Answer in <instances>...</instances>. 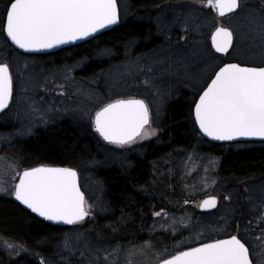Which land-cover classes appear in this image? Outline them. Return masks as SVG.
I'll return each instance as SVG.
<instances>
[{
	"label": "rangeland",
	"instance_id": "obj_1",
	"mask_svg": "<svg viewBox=\"0 0 264 264\" xmlns=\"http://www.w3.org/2000/svg\"><path fill=\"white\" fill-rule=\"evenodd\" d=\"M118 2L123 25L135 16L132 7L136 1ZM206 2L166 0L156 6L154 16L148 18V23L155 26V37L160 38L151 46L154 48L143 46L139 50L136 42L125 44L116 59L99 69L98 76L84 77L93 68L84 55L75 58L73 52H66L50 58L9 57L0 48V63L9 65L15 85L12 105L0 116V183L5 188L0 195L14 198L18 174L26 168L22 165L23 143L37 135L60 131L68 122L88 125L96 132L95 113L108 103L133 98L134 94L144 97L151 113L146 129L154 130V134L131 144L106 143L97 134L104 146L101 157L82 165L81 184L92 205L91 214L69 226L58 249V262L49 264L74 258L87 260V264H157L184 249L232 235L250 246L254 263L264 264V174L228 185L217 174L219 157L201 153L200 141L190 149H177L169 161L161 162V169L170 165L168 171L158 169L165 189L160 197L162 206L154 209L149 219L143 217L134 233L126 231L130 226L127 223L104 238L92 228L97 216L107 214L104 188L92 169L112 165L129 169L128 156L141 157L142 147L160 137L167 104L182 88L201 92L227 62L264 64V0H240L238 12L223 18L214 11L206 18ZM220 25L232 29L235 37L227 56L217 54L210 43L212 32ZM89 51L94 60L114 58L110 50ZM213 196L219 199L218 207L202 210L200 202ZM138 234L143 235L142 241L133 242ZM16 248L0 239V258L19 253Z\"/></svg>",
	"mask_w": 264,
	"mask_h": 264
},
{
	"label": "snow or ice",
	"instance_id": "obj_2",
	"mask_svg": "<svg viewBox=\"0 0 264 264\" xmlns=\"http://www.w3.org/2000/svg\"><path fill=\"white\" fill-rule=\"evenodd\" d=\"M220 16L235 11L239 0H207ZM119 20L117 0H10L3 31L18 48L39 51L83 39ZM216 52L226 53L232 33L217 28L212 37ZM13 81L8 64H0V110L12 99ZM195 124L205 136L219 141L237 137L264 139V67L227 63L199 97ZM148 105L140 99H118L95 113V131L119 146L154 134ZM14 185L15 199L48 221L74 225L91 214L92 205L70 167L37 166L26 169ZM0 191H5L0 183ZM216 198L202 208L215 207ZM160 215V213H156ZM161 264H251L249 248L236 235L179 251Z\"/></svg>",
	"mask_w": 264,
	"mask_h": 264
},
{
	"label": "trees",
	"instance_id": "obj_3",
	"mask_svg": "<svg viewBox=\"0 0 264 264\" xmlns=\"http://www.w3.org/2000/svg\"><path fill=\"white\" fill-rule=\"evenodd\" d=\"M135 1L132 7L135 16L132 19L84 45L68 48L54 55L66 52H73L75 58L84 55L93 66V71L82 76L91 77L98 76L99 69H105L112 60L116 59V55L125 44L136 42L139 44L136 46L139 50L143 46L146 49L154 48L151 46L160 38L155 37V26L148 23V18L153 17L155 7L166 0ZM9 2L10 0H0V43L2 44L0 48L9 57L22 56L24 54L18 52L7 41L3 31ZM204 13L208 18L209 15L212 16L213 10L207 7ZM90 48L110 50L114 53V58L94 60L90 58ZM54 55L40 56V58L55 57ZM201 92H192L187 87L182 88L178 97L167 104L163 123L159 127L162 130L160 137L157 141L142 147L144 153L141 157L128 156L131 163L129 169L117 165L97 166L92 169L94 177L103 185V201L107 208L105 216H97L96 223L92 226L93 232L99 233L104 238V235H110L112 230L115 232L123 223H127L130 226L125 227L126 231L134 233L136 225L143 217L149 219L150 213L162 206L160 197L164 195L162 193L165 189L158 177L160 175L158 169L168 171L170 165H165L161 169V162L169 161L177 149H190L198 141L203 143L200 146L201 153L219 157L217 174L228 185L264 174V142L216 144L207 141L200 134L193 118V108ZM135 97L144 99L138 94H134L133 98ZM103 148L99 136L88 125L68 122L63 124L60 131L37 135L23 143L22 165L26 168L40 164L73 167L78 170L82 181L84 175L82 165L101 157ZM85 193L87 194V191ZM69 230V226L60 227L41 220L16 202L13 197L0 195V239L13 243L18 247L16 252H19L3 255L0 264L57 263L58 249L64 241L65 233ZM95 233L92 236L94 240ZM140 236L138 234L133 242L142 241ZM86 261L74 258L62 264H87Z\"/></svg>",
	"mask_w": 264,
	"mask_h": 264
},
{
	"label": "water",
	"instance_id": "obj_4",
	"mask_svg": "<svg viewBox=\"0 0 264 264\" xmlns=\"http://www.w3.org/2000/svg\"><path fill=\"white\" fill-rule=\"evenodd\" d=\"M117 3H118V6H119V2H118V0H117ZM206 6H207L208 8H211V7H209V6L207 5V2H206ZM239 8H240V0H239V7H238L235 11H233V12L226 13L224 16H220V15L218 14V11H217L215 8H211V9L217 14L218 17L223 18V17H228V16H231V15H234L235 13L238 12ZM120 23H121V12H120V7H119V20H118V22H117L116 24L109 25V26H107V27H105V28H103V29H100V30H98L96 33H93L91 36L85 37V38H83V39H79V40H75V41H70V42L65 43V44H59V45H57V46H55V47H53V48L41 49V50H39V51H25V50H23V49H20V48H18L15 44H13L9 38H7L6 32H4V35H5V38L7 39V41H8V42H9V43H10V44H11V45H12V46H13L18 52H20V53H22V54H25V55L43 56V55H48V54H54V53H57V52L63 51V50L68 49V48H72V47H76V46H79V45L86 44V43H88V42L94 40L95 38L101 36L102 34L107 33V32H109V31L115 29L116 27H118V26L120 25ZM217 28H226V29H228V30L232 33V44H231V46L229 47V49H228V51H227L226 53H219V52H216L215 47L213 46V43H212V37H213V35L215 34ZM217 28L212 32V34H211V36H210L211 47H212V49H213L217 54H219V55H221V56H227V55L232 51L233 46H234V41H235L234 33H233L232 29H230V28H228V27H225V26H221V25H220V26H218ZM227 63H237V64L241 65L242 67H264V66H250V65L240 64V63H238V62H227ZM227 63H225V64H227ZM0 64H5V63H0ZM6 64H7V63H6ZM225 64L222 65L220 68L224 67ZM220 68H219L216 72H218V71L220 70ZM9 70H10V67H9ZM10 73H11V70H10ZM11 75H12V74H11ZM214 78H215V74H214V76L212 77V79H214ZM212 79H211V80H212ZM211 80L209 81V83L207 84V86L211 83ZM12 81H13V78H12ZM207 86L202 90V92H201L200 95L198 96V98H197V100H196V103L199 101V97H200V96L203 94V92L206 90ZM13 94H14V83H13L12 99H13ZM12 99L10 100L8 106H7L5 109L0 110V116H2L4 113H6V112L8 111V109L10 108V105H11V103H12ZM122 99H126V98H122ZM127 99H140V100H143V101L148 105V103H147L144 99L139 98V97H135V98H127ZM115 101H116V100H115ZM113 102H114V101H113ZM111 103H112V102H111ZM148 107H149V105H148ZM194 107H195V105H194ZM149 113H150V109H149ZM94 117H95V116H94ZM193 117H194V108H193ZM194 121H195V117H194ZM93 122H94V119H93ZM150 122H151V113H150ZM147 126H148V125H146L145 128H146ZM196 126H197V128H198V130H199L198 125H196ZM94 130H95V127H94ZM199 132H200V130H199ZM96 133H97V132H96ZM97 134L99 135V133H97ZM200 134H201V135H202L207 141H209V142H211V143H216V144L246 143V142H264V139L259 138V137H237V138H235V139H233V140H230V141H219V140H214V139H212V138H210V137H207V136H205V135H204L203 133H201V132H200ZM99 136H100V135H99ZM100 137H101V136H100ZM101 138H102V137H101ZM102 139H103V138H102ZM103 141H105V140L103 139ZM105 142H106V143H109V142H107V141H105ZM42 165H44V166H49V167H69V166H53V165H47V164H40V165H37V166H42ZM37 166H33V167H37ZM30 168H32V167H30ZM70 168L74 169V170L77 172L78 185H79L81 191L85 194V192H84V190H83V188H82V186H81V182H80V174H79L78 170L75 169V168H73V167H70ZM26 169H29V168H25L24 170H26ZM24 170H23V171H24ZM23 171L21 172V174L23 173ZM17 183H19V180H18ZM213 197H215V198H216V201H217L215 207H210V208H202V207H200V208H201L202 210H205V211H212V210H215V209L218 207L219 199H218V197H216V196H213ZM85 198H86V194H85ZM209 198H210V197H207V198L203 199V200L200 202V205L203 203L204 200L209 199ZM14 200H15L16 202H18L20 205H22L23 207H25L26 209H28V208L26 207V205H23L22 203H20V201L16 200V199H15V196H14ZM28 210L31 211L30 209H28ZM31 212H32V211H31ZM32 213H33V212H32ZM33 214L36 215V216H37L38 218H40L41 220H44V221H46V222H48V223H50V224L59 225V226H71V225L64 224L63 222L48 221V220L44 219L43 217H40V216H39L38 214H36V213H33ZM86 218H87V217H86ZM236 236H237L238 238H240L238 235H236ZM230 237H231V236L224 237V238H220V239H228V238H230ZM240 239H241V238H240ZM216 240H218V239H216ZM241 240H242V239H241ZM214 241H215V240L210 241V242H204V243H211V242H214ZM242 242H244V241L242 240ZM204 243L198 244V245L193 246V247H198V246H200V245H202V244H204ZM246 247H248L247 244H246ZM190 248H192V247H190ZM190 248L184 249V250H182V251L189 250ZM170 258H171V257L166 258V259H170ZM249 259H250L251 264H255V263L253 262V260H252L250 250H249ZM161 261H162V260H161ZM161 261H159L157 264H161Z\"/></svg>",
	"mask_w": 264,
	"mask_h": 264
},
{
	"label": "flooded vegetation",
	"instance_id": "obj_5",
	"mask_svg": "<svg viewBox=\"0 0 264 264\" xmlns=\"http://www.w3.org/2000/svg\"><path fill=\"white\" fill-rule=\"evenodd\" d=\"M121 22H122V20H121ZM120 25H121V23H120ZM61 52V51H60ZM57 53H59V52H57ZM54 54H56V53H54ZM49 55H53V54H48L47 56H49ZM43 56H45V55H43ZM10 70H11V68H10ZM11 74H12V72H11ZM12 78H13V75H12ZM13 83H14V79H13ZM14 95H15V85H14V94H13V99H14ZM13 99H12V102H13ZM11 105H12V103H11ZM10 105V106H11ZM9 110V109H8ZM80 182H81V179H80ZM81 186H82V184H81ZM57 226H59V225H57ZM61 227V226H60ZM62 227H66V226H62ZM248 245V244H247ZM248 248H249V250H250V253H251V257H252V250H251V248H250V246L248 245ZM169 258V257H168ZM253 259V258H252ZM254 262V261H253ZM256 264V263H255Z\"/></svg>",
	"mask_w": 264,
	"mask_h": 264
}]
</instances>
